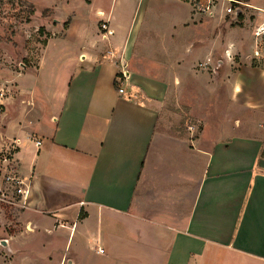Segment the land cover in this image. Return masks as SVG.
Returning <instances> with one entry per match:
<instances>
[{
  "label": "crops",
  "instance_id": "crops-1",
  "mask_svg": "<svg viewBox=\"0 0 264 264\" xmlns=\"http://www.w3.org/2000/svg\"><path fill=\"white\" fill-rule=\"evenodd\" d=\"M158 2L112 0L107 42L72 23L46 45L42 110L8 133L33 218L0 264H264V55L214 70L213 11Z\"/></svg>",
  "mask_w": 264,
  "mask_h": 264
},
{
  "label": "rangeland",
  "instance_id": "rangeland-1",
  "mask_svg": "<svg viewBox=\"0 0 264 264\" xmlns=\"http://www.w3.org/2000/svg\"><path fill=\"white\" fill-rule=\"evenodd\" d=\"M111 1L0 0V260L9 257L2 242L8 244V241L19 239L27 225H31L30 220L33 218L26 207L25 196L17 192L20 186L15 181L6 180L8 175L18 179L13 167L18 146L14 144V140L8 138L10 125L15 122L20 127L23 112L27 113L26 118L29 119L31 114L42 110L33 92L35 85L43 81L39 68L48 42L65 35L72 23H76L77 32H95L101 38L102 25L107 21L103 19L104 12ZM158 1L137 0L138 11L140 8L142 11L146 10L143 2L150 3L151 8L153 4L160 3ZM181 1L189 4L194 13H202L198 11L199 6H208L220 20V51L212 63L214 70L218 69L216 61L221 62L220 69L222 63L234 67V70L243 65L258 67L256 58L259 56L255 54L258 52L264 55V36L256 38L255 27L258 19L261 21V15L264 16L263 13L248 9L247 0H237L241 5L224 0ZM251 2L264 9V0ZM229 8L233 11L238 9L245 21H239L234 13H227ZM73 48L74 45L69 44L64 50L68 53ZM55 49L52 46L50 52L53 53ZM60 60L53 62L63 64L62 66L67 64L66 58ZM47 61L43 78L53 79L56 72L51 69V62ZM200 68L206 69L204 65H200ZM11 150L13 153L10 156L8 153ZM5 159H8V163H4Z\"/></svg>",
  "mask_w": 264,
  "mask_h": 264
},
{
  "label": "built area",
  "instance_id": "built-area-1",
  "mask_svg": "<svg viewBox=\"0 0 264 264\" xmlns=\"http://www.w3.org/2000/svg\"><path fill=\"white\" fill-rule=\"evenodd\" d=\"M224 1H228V2L231 3V4L241 5V3L238 2L237 0H224ZM198 11H199V12H202V13H209V14L212 15V13H211V11H210V7H208V6H207V7L199 6V7H198ZM227 13H234V14L237 16V15H238V9H235V10L233 11V9L229 8V9L227 10ZM102 31H103V34L101 35V40H102L103 42H107V41H109L110 36L112 35V30L109 29V21H108V20L102 25ZM255 36H256V38H259V37H261V36H264V23H263V25H262L261 27H259V28L257 29V31H256V33H255ZM255 55H257V57H258V56H259V53L256 52ZM125 78H126V74L123 73V74H121V77H119V78L117 79V82H119V83H120V82H123ZM119 92H120V93H123V90H122V89H119ZM261 127H262V129H263V131H264V124H263ZM14 144L18 146V141H14ZM36 145H37L38 147H40V146H41V142H40V141H37ZM14 150H16V146H15ZM14 150H13V151H14ZM12 153H13V152H12V150H11V151H9L8 155L11 156ZM4 163H8V159H5V160H4ZM6 180H7L8 182H14V181H15V182L17 183V185L20 186V188L18 189L17 192H18L19 194H21L22 196H25V198H26V191L24 190L25 185H24V183H23L21 180L16 179L15 177H13V176H11V175H8V176L6 177ZM23 187H24V188H23ZM25 198H24V199H25ZM101 253H102V251H101Z\"/></svg>",
  "mask_w": 264,
  "mask_h": 264
},
{
  "label": "trees",
  "instance_id": "trees-1",
  "mask_svg": "<svg viewBox=\"0 0 264 264\" xmlns=\"http://www.w3.org/2000/svg\"><path fill=\"white\" fill-rule=\"evenodd\" d=\"M237 19H238L239 21H242V20H243V16L241 15V13L237 16Z\"/></svg>",
  "mask_w": 264,
  "mask_h": 264
},
{
  "label": "water",
  "instance_id": "water-1",
  "mask_svg": "<svg viewBox=\"0 0 264 264\" xmlns=\"http://www.w3.org/2000/svg\"><path fill=\"white\" fill-rule=\"evenodd\" d=\"M2 246L6 247L7 243L5 241L2 242Z\"/></svg>",
  "mask_w": 264,
  "mask_h": 264
}]
</instances>
